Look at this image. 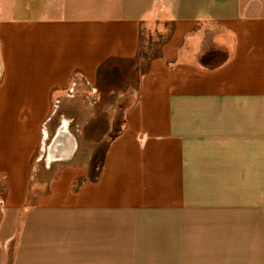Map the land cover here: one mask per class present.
Segmentation results:
<instances>
[{
    "label": "crops",
    "instance_id": "0c3cea01",
    "mask_svg": "<svg viewBox=\"0 0 264 264\" xmlns=\"http://www.w3.org/2000/svg\"><path fill=\"white\" fill-rule=\"evenodd\" d=\"M82 88L134 92L98 164ZM0 264H264V0H0Z\"/></svg>",
    "mask_w": 264,
    "mask_h": 264
},
{
    "label": "rangeland",
    "instance_id": "374dc122",
    "mask_svg": "<svg viewBox=\"0 0 264 264\" xmlns=\"http://www.w3.org/2000/svg\"><path fill=\"white\" fill-rule=\"evenodd\" d=\"M166 28L156 27L146 33L142 39L141 51H140V59L141 62L138 65V71L143 70L145 68V64L148 61V58L153 54H156L159 50V45L162 42L163 38L166 35ZM224 52H222L219 56L215 58L212 62H217L222 60L224 57ZM125 83H134L137 75V69H132L131 65H125ZM80 95L77 100L71 103V92H68L66 99L68 102H64L57 112L54 114V122L57 125H60L64 119H66L67 126L71 129H75L76 123L82 125L80 132H77V140H78V156L82 162H94L98 164L99 158L101 157L103 151L106 148L108 140L111 136L115 134V132L119 129L121 123V114L126 104H128L129 100L133 98L134 92L132 90H128L127 93L118 97V95L112 94L109 99L103 98L98 104H94V109L97 111V107L99 106L98 114L105 120L106 127H109V132L102 133V130L98 132H94L92 136L86 135L85 127L83 126L84 114L91 107V102L93 101V93L88 91L87 88H82L80 90ZM97 94V93H95ZM74 98V97H73ZM117 102L114 103L113 101ZM90 102V103H89ZM107 104H111L110 106ZM103 109V110H101ZM110 124V126H109ZM103 130H106L105 128ZM103 134V135H102ZM83 150V151H82ZM43 161H41L38 167L34 170L35 173H39L40 175L45 174V179H48L50 176V172H45L43 169Z\"/></svg>",
    "mask_w": 264,
    "mask_h": 264
},
{
    "label": "trees",
    "instance_id": "16d2710c",
    "mask_svg": "<svg viewBox=\"0 0 264 264\" xmlns=\"http://www.w3.org/2000/svg\"><path fill=\"white\" fill-rule=\"evenodd\" d=\"M220 54H221V52L219 50H216V49H213V48L208 49L206 51V53L202 56L201 62L203 64H205V65L214 66V64H217V62H219V61H217V62H212V61L215 60V58L217 56H219Z\"/></svg>",
    "mask_w": 264,
    "mask_h": 264
}]
</instances>
